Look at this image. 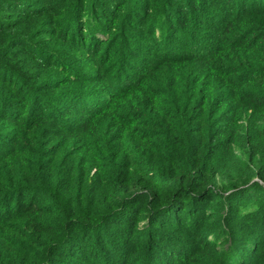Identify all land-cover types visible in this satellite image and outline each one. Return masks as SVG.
Wrapping results in <instances>:
<instances>
[{
    "label": "clouds",
    "instance_id": "clouds-1",
    "mask_svg": "<svg viewBox=\"0 0 264 264\" xmlns=\"http://www.w3.org/2000/svg\"><path fill=\"white\" fill-rule=\"evenodd\" d=\"M0 264H264V0H0Z\"/></svg>",
    "mask_w": 264,
    "mask_h": 264
}]
</instances>
